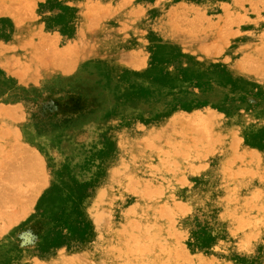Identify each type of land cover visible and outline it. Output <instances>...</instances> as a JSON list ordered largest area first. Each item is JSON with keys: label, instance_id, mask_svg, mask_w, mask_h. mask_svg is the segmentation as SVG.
I'll return each instance as SVG.
<instances>
[{"label": "rangeland", "instance_id": "rangeland-1", "mask_svg": "<svg viewBox=\"0 0 264 264\" xmlns=\"http://www.w3.org/2000/svg\"><path fill=\"white\" fill-rule=\"evenodd\" d=\"M262 40L264 0H0V181L7 188L0 198V264H100L133 200L147 211L156 199H146L140 184L120 191L96 226L84 206L107 182L101 157L108 153L109 167L121 156L137 163L142 150L135 145L149 125L172 130L181 120L184 136H197L178 163L162 158L170 172L155 176L162 189L157 204L183 200L197 180L216 184L222 197L229 188L230 201L256 204L264 196V74L254 72L264 71ZM204 119L219 134L212 144L195 131ZM82 130L90 133L75 141L71 135ZM116 134L126 138L125 152L112 144ZM21 161L30 165L25 178ZM196 220L193 211L177 214L175 234L160 236L161 247L153 240L158 249L153 238L143 240L150 248L141 241L133 263L173 264L180 245L209 258H221L216 246L236 248L229 219L207 225V239L196 236ZM222 257L238 264L231 253ZM243 260L264 264L257 256Z\"/></svg>", "mask_w": 264, "mask_h": 264}, {"label": "bare ground", "instance_id": "bare-ground-1", "mask_svg": "<svg viewBox=\"0 0 264 264\" xmlns=\"http://www.w3.org/2000/svg\"><path fill=\"white\" fill-rule=\"evenodd\" d=\"M86 4L87 3H85V4L83 3V6H84L83 9H86V10L92 9L93 10V6L95 7V5L91 4L92 5V6L90 5L91 9H90V7L87 9V8H85ZM80 6L82 7V4H80ZM88 6L89 5H87L86 7H88ZM172 11L170 13H168L167 15L171 16ZM94 15H97V14H94ZM88 16H89V14H88ZM90 16H91V14H90ZM98 18H93V19H98ZM168 20H167V22H168ZM170 20H169V22H172V19H170ZM196 22H194V23H196ZM170 25H172V24H170ZM175 25L176 24H174L173 27H175ZM161 26H162V24H161ZM161 26H160V28H161ZM192 26H194V25H192ZM173 27L171 29H173ZM176 28H177V26H176ZM196 28L198 29V24H196ZM182 32L183 31H181V33ZM183 40H181V41L183 42ZM216 41H218V40H216ZM220 42H222L221 39H220ZM214 46L215 45H213L211 47H214ZM201 47H203V46H201ZM220 47H222V45H220ZM257 52H259V51H257ZM250 54L251 53H249V55ZM250 56H251V58H253V54ZM253 59H257V58H253ZM248 66H246V67H248ZM245 70H246V68H245ZM246 71H248V70H246ZM254 72L258 75L264 74V71H259V69L254 70ZM253 76H255V75H253ZM204 120H201L199 128L195 129V131H197L201 137H203V136L208 137V140L210 138L209 141H212L211 142V144H212L215 142L213 140L219 139V137H218L219 134L216 133V135H214L213 129L215 126L214 127L209 126L208 122L206 120L205 121ZM213 123L216 124L215 121H213ZM218 124H217V126L219 128H221V126ZM170 125L172 126V127H170V128H172V130L169 129L170 131L167 129V128H169L168 125H167V128L166 127H160V125H157L155 127V124L149 125V127L146 126V127H148L147 130L140 136V139L137 141V143L135 145L136 150H139V149L142 150V151L139 150V153H137V155H138L137 163H134L131 160L129 161L128 157L121 156V157H119L121 159L120 163L118 165H116L115 167L104 166L107 162L108 153L106 152L105 154L102 155L99 170L103 173H106L107 182L105 184H102V185L99 184L98 185L97 195L94 196L93 198H91L89 201H87L85 203V206H84L85 214L88 216V218L95 225L98 223L97 222L98 220H100L101 218L103 220L105 218V217L104 218L102 217L103 213H104L103 208L105 207V204L108 203L109 201H113V200L117 199V197H119L117 195L120 191L123 192L125 189L130 190L132 186L140 184V186L141 185L143 186V189H141L142 190L141 193L146 199H149L152 196H154L156 199L155 200L149 199V201L151 200V202H150L151 207L147 211H144V210L139 211V207L141 205L140 200H138V199L133 200L131 205L124 211V218L126 221L123 223L122 228H120L118 230L114 228L117 232H115L113 234L112 238L110 239L111 242L109 245L111 248L109 247L110 249L103 254L99 253L100 255H103L101 258L102 260L99 261L100 264H122L123 262H125L127 264H134L133 262L135 261V252L137 250H139V248L141 249L140 251L142 253L143 247H145V245L149 246L147 243L151 242L150 244L153 246V244H154L153 240H155V243H156V241H158L157 245L159 247L160 245H163V243L159 242L160 239L158 240V238L160 236H163V234H168V235L173 236L175 234V232L172 230V226L175 223L176 215L181 214L182 211L183 212L184 211H193L197 215V220L194 224V231H195V234L198 238L207 239V225L211 224L212 221L215 222V221H221V220L223 221V219H229L232 223L231 227H232L233 233H231V234L237 236L239 240H238V243L233 246V247H236L235 249H232V247H230L229 243L226 244L225 247L219 248L216 246L214 249H216L219 252V254H221V258L220 257L209 258L203 253H197L196 251H192V249L188 246L180 245L179 248L182 250V253H181V255L178 253L179 258L177 257L178 260H180V261L176 260L177 259L176 258L177 252L173 253V254L171 253L172 257L174 256L173 259H171L173 261V264H182L181 260H184L186 262V264H228L227 262L230 259H227L226 257H222V255L224 253H231L232 256H235L238 264H243V261H244L243 259L249 258L250 256H257L261 260H264V247H263V245L259 246L256 249L251 248L253 250H250V246L248 245L249 242L252 243V242L257 241V240H261L262 242H264V196L262 198L260 197L261 199L259 201H257L256 204H253L252 201L247 202L244 200H237V202H234L235 200L234 201L229 200V196L231 194V190L229 188L224 189L226 197H222L219 195V193H217V191L219 189L217 188L216 184H212V183L207 182L205 180H203V181L197 180V183H195L197 186L192 187V188H187L185 191L182 192V195L180 196V198H182L183 200H181L179 202H176L175 200L172 202H169L166 200V201L159 202L158 204L156 203L157 198H159V196L161 197L162 189H160V187L156 183L157 181L155 180V176L157 174H159V175L163 174L164 172H170L165 167L166 165L163 166L162 158L165 157V158H169L171 160L177 159V163H178L179 158L182 157L186 153L187 144H189V142L191 144L195 143L196 141L194 139H196V137H197V136L195 137L194 135L188 136V137L184 136L185 132L182 133L179 130V128L182 127L181 126L182 125L181 120L174 121ZM89 133L90 132H88V130H82V131H79L78 133L71 135V137H75V139H76L75 141H77V140H79V138L82 139L84 136L88 135ZM221 136H222V134L220 133V137ZM111 141H112V144H115L117 146L118 152H125L126 151L127 140L123 135L116 134L115 137L111 136ZM162 144H166V147H162ZM238 148H240V147H238ZM238 148H237V150H238ZM245 150L246 149H244V151ZM241 151H242V153L244 152L242 149H241ZM129 154H131V152H129ZM35 155L43 158L40 153H37ZM143 158H147V160L150 161L151 163H147ZM172 161H171V163L174 162V161L173 162ZM177 163H176V165H177ZM20 166L22 167V170H23V178H25L26 177L25 173H26L27 169L30 167V165L26 164V166H25V164L21 161ZM162 167H165V168L163 169ZM162 170H163V172H161ZM33 172H35V170ZM35 173L37 174V172H35ZM233 174H234V172H233ZM18 175H19V173H14V175L12 174L11 177H12V179H15V178L17 179ZM141 175H142V177H144L143 178L144 180L138 179V178H140ZM184 178H186V177H184ZM139 180H141V181H139ZM178 180L182 183H185L183 180H181V178H178ZM171 185H173V183H171ZM187 186H190V185L187 184ZM135 189H137V188H135ZM5 190H7V188L6 187L2 188V181H0V198L3 197V195L5 194ZM138 192H140V190H138ZM136 193H137V191H136ZM214 195H216L217 198L213 199ZM242 195H240V196L243 197ZM241 197H240V199H241ZM149 201H147V204L149 203ZM111 209H112V207H111ZM178 212H181V213H178ZM252 212L255 213L254 217L249 215ZM106 213L107 212H105V214ZM109 214H110V212H109ZM141 218L144 219L145 222L141 223L142 222ZM106 219H109V218H106ZM102 220H101V222H102ZM103 222H105V220H103ZM103 224H104V226H106V223H103ZM119 224H121V222ZM100 225H101V223H100ZM96 226H98V225H96ZM119 227H117V228H119ZM228 227H229V224H228ZM106 228H107V226H106ZM100 230L101 229H99V232H100ZM178 233H179V231H178ZM96 239H97V237H96ZM145 239H152V241L148 242L149 240H147V242L145 243L143 241ZM186 239H187V237H186ZM102 240H103V237H102ZM163 240H165V239H163ZM109 241H106V242L108 243ZM141 241H143L142 243H145V245H141ZM182 242H183V240H182ZM159 243H160V245H159ZM164 243L167 244V242H164ZM176 244L178 245V243H176ZM151 245L149 246V248L152 247ZM206 245L209 246L208 241H207ZM99 246H100V244H99ZM154 247H156V245ZM175 247H177V246H175ZM210 247H212V246H210ZM106 248H107V246H106ZM167 248H168V246H167ZM166 249H164L165 252H166ZM151 250H153V249L151 248ZM159 250H160V252H164L160 248H159ZM172 250L169 248V251H172ZM176 250H177V248H176ZM176 250H174V252ZM139 252H138L137 256L139 255ZM146 253H147V251H146ZM82 254H84V253L82 252L79 255H82ZM160 254H162V253H160ZM163 254L164 255H162V256L165 258V254H167V252L163 253ZM142 256H143V254H142ZM149 256H151V255H149ZM162 256L159 255V257H161V258H162ZM78 257H80V256H78ZM78 257H76V258L78 259ZM144 257H147V256H144ZM63 258H61V259H63ZM82 258H81V260H82ZM138 258L140 259L141 257L139 256ZM138 258H137V260H138ZM158 258L156 256L155 259L157 260ZM161 258L158 259V262H160L159 260H162ZM77 259H73V258L71 259V257H70L71 261L77 260ZM85 259H87V258H85ZM155 259H153V260H155ZM67 260L68 259H66V263H67ZM141 260L143 261L142 258H141ZM147 261L142 262V263L140 262V263L141 264H143V263L148 264ZM70 263H67V264H70ZM77 263L80 264V262H77ZM77 263H75V264H77ZM83 263L84 262L82 261L81 264H83ZM152 263L157 264V262L155 263V261ZM34 264H36V261ZM42 264H43V262H42ZM51 264H53V263L51 262ZM71 264H73V263H71ZM91 264H93V263H91Z\"/></svg>", "mask_w": 264, "mask_h": 264}]
</instances>
